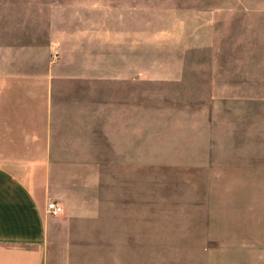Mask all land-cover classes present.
<instances>
[{
  "label": "rangeland",
  "instance_id": "374dc122",
  "mask_svg": "<svg viewBox=\"0 0 264 264\" xmlns=\"http://www.w3.org/2000/svg\"><path fill=\"white\" fill-rule=\"evenodd\" d=\"M12 162L47 264H264V0H0Z\"/></svg>",
  "mask_w": 264,
  "mask_h": 264
},
{
  "label": "crops",
  "instance_id": "0c3cea01",
  "mask_svg": "<svg viewBox=\"0 0 264 264\" xmlns=\"http://www.w3.org/2000/svg\"><path fill=\"white\" fill-rule=\"evenodd\" d=\"M0 164V264H47L48 166Z\"/></svg>",
  "mask_w": 264,
  "mask_h": 264
},
{
  "label": "built area",
  "instance_id": "2783aa9c",
  "mask_svg": "<svg viewBox=\"0 0 264 264\" xmlns=\"http://www.w3.org/2000/svg\"><path fill=\"white\" fill-rule=\"evenodd\" d=\"M48 213L50 216L59 217L64 214V208L58 203H51L48 206Z\"/></svg>",
  "mask_w": 264,
  "mask_h": 264
}]
</instances>
